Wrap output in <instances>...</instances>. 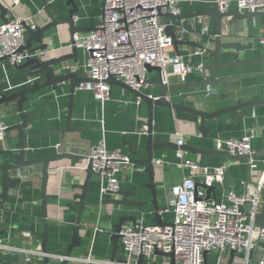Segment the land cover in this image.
<instances>
[{"label":"crops","instance_id":"obj_1","mask_svg":"<svg viewBox=\"0 0 264 264\" xmlns=\"http://www.w3.org/2000/svg\"><path fill=\"white\" fill-rule=\"evenodd\" d=\"M8 8V20L18 17L30 18L36 25H44L49 18L44 11L41 0H0ZM62 8L64 14H67L69 7L66 3L69 0H53ZM79 11L76 13L75 20L77 26L91 31L97 26L99 16L102 14V0H75ZM179 5L182 14H190L212 7L209 0H180ZM232 6L231 8H234ZM1 14V10H0ZM161 22L184 26L189 29V33L182 39L190 44H180L181 54L193 65L198 63H212L213 56L208 51L203 54L189 56V53L201 47L191 43L202 42L208 47V42L214 41L216 31V20L213 16L186 17L172 21L170 18L161 16ZM0 21L3 19L0 17ZM264 22V17H263ZM204 23H208V31L204 32ZM234 35L232 40L244 44L247 49L244 52L230 51L222 56V62L229 58H255L264 55V43L261 37L264 34V24L259 19L238 20L234 24H228L227 20L223 24V34ZM28 32L26 31V38ZM72 36L67 24H60L53 27L46 33L45 41H52L53 48L50 53L52 56H59L70 51ZM36 44V43H35ZM214 45H210L213 48ZM204 48V47H202ZM170 53H176L173 46ZM79 60L83 61V55L79 54ZM66 63H75L74 60ZM28 69H18L16 65L7 60L0 63V96L9 94L26 84L30 85L32 81L26 76ZM79 76L86 77L84 71L76 70ZM220 74V73H219ZM225 75H245L254 74V76L241 80H234L229 84L217 85L218 92H228L231 97L236 99H227L220 102L219 106H227L237 101L264 100V61L258 63L244 64L234 66L226 71ZM156 75V72H150L149 77ZM202 77L200 69L195 68L188 76L187 80H198ZM42 80V78H39ZM170 82H182L177 75L170 77ZM68 84L63 85L57 92H52L50 88L40 92L39 100L36 104L48 105V108L41 110L39 116L32 119L34 125L32 130H46L65 126L66 116L69 105ZM147 94H157L156 85H147L142 89ZM193 90V89H190ZM215 96H210V106L204 107L199 102L193 104L188 100L177 98L182 104L196 107L203 110H215ZM125 87L112 85L111 96L104 102L97 100L92 91H76L74 102L73 124L80 127V130L63 132L58 134H48L38 138L26 141L28 148L33 152L28 155L32 157H44L55 153H74L77 155L89 157L93 146L100 140L105 139L107 147L111 150L121 149L130 156L128 146L121 142L123 136L134 142L140 151H144L146 142V133L142 128L146 125L148 117V108L146 103ZM12 105L5 104L0 106V122L8 125L18 122L17 115L11 112ZM247 114L245 118L238 117L236 123H228L230 113H225L215 120H206V126L211 128L209 136H204L200 131L199 119L192 114L184 111L172 110L156 106L154 111V132L155 138L171 140L175 142L176 133L185 135V144L209 149H216V140L218 138H240L247 133L253 132L252 148L255 152L264 148V104L249 107L244 110ZM30 130H27V132ZM18 143L17 131H7L5 140L0 142L1 149H16ZM184 144V145H185ZM224 150V149H221ZM186 156L197 161L202 166H222L226 170V178L223 186H214L211 193L212 198L223 200L225 192L233 189L237 193L247 192L257 179L260 177V171L264 168V156L257 157L258 169L252 171L250 183L246 164L241 162H229L224 156L214 154H200L187 152ZM156 158H163L164 164L157 165L156 178L159 185L160 206L163 210V219L170 222L173 213L170 208L169 196L166 193L165 183L172 184L180 181L184 175L189 173L188 168L181 166L182 160L177 157L176 151L160 150L156 152ZM8 161L6 155H0V163ZM87 160H81L75 166L71 165L68 158L51 163V172L47 185V220L49 224V234L47 247L52 255H65L60 250H67L74 231L79 199L76 194L80 190L75 186L76 183H83L86 177L85 167ZM18 179L20 182L11 188V193L7 198L5 205L0 206V231L6 230V233L0 235V241L8 242L14 246H23L41 251L43 235L45 231V209L42 203L41 184L42 168L40 165L34 168L24 169L19 175H12V183ZM148 179L145 167L142 165L129 163L119 173V180L122 189L130 190L133 184L138 186ZM199 186L202 185V178L196 177ZM2 184L0 178V185ZM144 190V189H142ZM144 192H147L144 190ZM113 198L108 194L101 193V178L94 176L90 182V188L87 196L86 208L84 211L83 222L81 226V246L76 248L74 256L92 255L99 259H111L113 252V243L111 236L115 232V224L123 215H133L137 219L145 215L146 219L151 221L150 207L143 211L128 206H118L113 204H102L101 200ZM169 209V211H167ZM259 211L264 212V192L262 193V202ZM131 222V221H130ZM264 222V217H263ZM96 227L99 229L97 230ZM125 256L124 250L120 248L116 254V259H122ZM158 264H166L169 260L163 254L157 255ZM25 254L15 251H3L0 253V264H22ZM221 261L228 264L230 253L228 250H213L207 255L206 264H217ZM35 264H45L43 256H35ZM51 264H62V259L52 256ZM70 264H82L77 260H72Z\"/></svg>","mask_w":264,"mask_h":264},{"label":"built area","instance_id":"obj_2","mask_svg":"<svg viewBox=\"0 0 264 264\" xmlns=\"http://www.w3.org/2000/svg\"><path fill=\"white\" fill-rule=\"evenodd\" d=\"M180 0H104L102 14L96 29L89 32H76L73 40L83 55V61L64 63L65 71H84L89 81L77 85L79 90L92 91L94 97L104 102L111 96L112 86L107 82L110 75L116 76L136 90L146 87L150 78L148 65L159 67L164 83L172 75L181 80L195 69H202L203 63L193 66L183 54L170 53L174 46L172 37L167 33V23L160 20V11L181 15ZM217 4L224 12L232 6L242 11L264 9V0H209ZM77 20V17H75ZM26 26L37 25L30 18H15L7 22L0 21V58H5L14 65L21 64L30 54L20 53L26 44ZM204 23V32L208 31ZM189 29L178 25L176 35L182 39ZM264 43V34L261 37ZM50 51L52 41H47ZM207 48L196 49L189 56L203 54ZM3 61V62H4ZM32 81V80H30ZM141 102V99L138 100ZM8 124L0 122V142L5 140ZM147 132V125L142 128ZM250 132L240 138H218L216 148L235 151L240 154H253ZM175 143L185 144V135L176 133ZM185 151L178 150L176 155L182 160L181 166L189 173L171 187L173 198L170 208L173 218L165 225H156L147 220L145 215L136 222H125L120 230V244L124 250V261L99 259L92 255L72 256L82 264H137L141 254L142 264H158L157 253L174 252L176 264H206L204 252L235 250L232 264H264V226L256 225L255 214L259 212L264 192V168L256 183L239 194L231 189L224 193L223 200L207 198V189L223 186L226 170L222 166H202L188 158ZM93 167L100 172L101 193L107 189L117 191L121 188L119 173L129 164L130 156L121 149H109L105 139L96 143L89 155ZM156 165L164 164L163 158H155ZM251 170H257V158L250 159ZM202 178V185L197 187L196 177ZM163 211V210H162ZM161 211V213H163ZM169 211V209L167 210ZM250 212V216L246 213ZM98 230L99 228L96 227ZM15 251L25 254L24 263L35 264V256H43L42 250L14 246L0 241V253ZM52 255V254H51ZM61 259L65 255H52ZM165 256V255H164ZM168 257V256H166ZM169 261L166 264H170ZM217 264H224L218 261Z\"/></svg>","mask_w":264,"mask_h":264},{"label":"water","instance_id":"obj_3","mask_svg":"<svg viewBox=\"0 0 264 264\" xmlns=\"http://www.w3.org/2000/svg\"><path fill=\"white\" fill-rule=\"evenodd\" d=\"M102 7L104 0H102ZM44 11L46 12L49 21L44 25H37L34 29L30 26H26L28 32V37L26 39V44L23 46L19 52H27L30 55L26 57L25 61L21 64L16 65L18 69H28L26 71V76L32 80V83L25 85L17 90L10 92L9 94H2L0 96V106L9 104L12 105L11 112L17 115L18 122L8 125L7 131H17L18 143L16 149H1L0 155H6L8 161L0 163V178L2 184L0 185V206H3L7 202V198L11 193V188L20 182L18 179L15 183H12V175L21 174L24 169H32L35 166L40 165L42 168V184H41V194L42 203L45 209V231L43 235V241L41 245V250L43 253V259L45 264H51L52 255L47 247V240L49 234V224L47 220V185L51 172V163L68 158L71 161V165L75 166L81 160H87L85 167L86 177L83 183H76L74 187L78 188L80 192L76 194V198L79 199V206L77 210V216L74 225V231L71 236V241L67 246L65 258L62 259V264H70L73 260L74 251L76 248L81 246V226L83 222L84 211L87 203V196L90 188V182L94 176H99L100 172L96 171L93 167V162L90 157L80 156L74 153H55L46 155L44 157H32L29 158L33 150L28 148L26 141L29 139L38 138L40 136L48 134H58L63 132H70L75 130H80L81 128L75 126L73 123L74 115V102L76 98L77 85L81 82L89 81L88 77H81L77 72L65 71L61 67L64 63L70 60L74 62L79 61V49L76 46L73 35L76 32H89L79 26L75 22V15L79 11L75 0H69L66 5L69 7L67 14H64L61 6L53 0H41ZM0 17L4 22L8 21V8L0 1ZM160 16H165L170 18L172 21L183 19L186 17H201V16H213L216 20V31L214 41L208 42V47H205L202 42H193L192 45L198 47L207 48V51L212 54L213 62L204 63L201 69L202 77L198 80H185L182 82H168L164 83L161 75L160 68L148 65L149 72H156V75L151 76L147 79L148 85H156L157 94H147L143 90H136L126 84L124 81L118 79L114 75H110L107 82L112 86L114 84H119L126 89L133 92L138 98L143 100L148 108L147 117V132H146V142L144 146V151H140L134 142L126 139L123 136L121 142L124 146H128L130 153L129 163L142 165L145 167V172L148 175V179L141 183L140 186L133 184L130 190L120 188L117 191H112L107 189L105 194L112 196L113 198H107L101 200L102 204H113L118 206H128L135 208L139 211H143L146 207H150L151 210V222L156 225H165L166 222L163 219L161 213L162 209L160 206V195H159V185L156 178L157 165L154 163L156 158V152L160 150H183L185 152H195L200 154H214L218 156H224L229 162H241L244 161L246 164V169L248 172V179L250 183L252 182L251 175V158H257L264 156V148L261 151L254 152L253 154H240L235 151V153L229 150H216L204 147L191 146L188 144L179 146L174 141L155 138L154 132V111L155 107L170 108L172 110L184 111L189 114L195 115L200 122V131L204 136H209L211 128L206 126V120H215L225 113H230L228 123H236L238 117L245 118L247 116L244 111L246 108L254 107L259 104H264V100H250V101H237L234 104L220 107L219 104L227 99H236L231 97L228 92H218L216 88L217 85L229 84L234 80H241L254 76V74L245 75H225L221 74L223 71L228 70L234 66H241L244 64L258 63L264 61V55L255 58H239L232 59L229 58L226 62H222V56L230 51L244 52L247 47L239 41L232 40L234 35L227 33L223 34V24L227 20L228 24H234L238 20L244 19H259L261 24H264V9L257 8L253 11H242L238 7L231 8L227 11L222 12L217 4H213L212 7L197 11L190 14L174 15L170 12L163 14L161 11ZM60 24H67L72 36L70 51L59 56H52L50 51L47 50L48 44L45 41L46 33L50 31L53 27H57ZM96 27L91 29L95 30ZM167 33L172 37L173 44L176 49L177 54H181L179 50L180 44H190L184 40H180L176 35L175 24L167 25ZM36 43V44H35ZM210 45H214L210 48ZM5 58H0V63L3 62ZM220 73V74H219ZM42 78V80H39ZM68 84L69 89V105L68 112L66 116L65 126L46 129V130H32L30 129L34 123L33 118L39 116L40 112L44 108H48V105L36 104L39 100V93L47 88H50L52 92L59 91L63 85ZM193 89V90H190ZM210 96H215V104L217 109L215 110H203L196 107H192L186 104H182L177 101V98L181 100H188L195 104L201 101L204 107L210 106ZM238 100V99H236ZM27 130H30L27 132ZM179 182V181H178ZM178 182L172 184L165 183V191L169 196V201L173 198L171 193V187ZM199 184H197V187ZM147 192H144V190ZM214 187H209L207 189V198L211 197V193ZM250 216V212L246 213ZM264 212L259 211L255 214L256 225L259 227L264 226L263 222ZM136 222L137 217L133 215H123L120 217L117 224H115V232L111 236V241L113 243V252L111 259L116 260V254L120 248V230L125 222ZM6 233V230L0 231V235ZM157 254H163L170 257V264L175 263L174 252L163 253L159 249H155ZM230 261L228 264H232L236 255L235 250H230ZM205 259H207V252H204ZM118 261H124L125 259H117ZM144 261V255L141 254L137 260V264H142Z\"/></svg>","mask_w":264,"mask_h":264},{"label":"trees","instance_id":"obj_4","mask_svg":"<svg viewBox=\"0 0 264 264\" xmlns=\"http://www.w3.org/2000/svg\"><path fill=\"white\" fill-rule=\"evenodd\" d=\"M65 251H66V250L62 249V250H60V253H63V254H64V253H65Z\"/></svg>","mask_w":264,"mask_h":264}]
</instances>
